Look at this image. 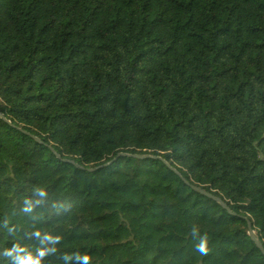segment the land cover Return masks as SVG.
<instances>
[{
  "label": "trees",
  "instance_id": "1",
  "mask_svg": "<svg viewBox=\"0 0 264 264\" xmlns=\"http://www.w3.org/2000/svg\"><path fill=\"white\" fill-rule=\"evenodd\" d=\"M0 114V264H264V0H0Z\"/></svg>",
  "mask_w": 264,
  "mask_h": 264
},
{
  "label": "water",
  "instance_id": "2",
  "mask_svg": "<svg viewBox=\"0 0 264 264\" xmlns=\"http://www.w3.org/2000/svg\"><path fill=\"white\" fill-rule=\"evenodd\" d=\"M0 119H2V120H4V117L0 114ZM8 124H10L9 122H7ZM32 137V136H31ZM32 139L36 142V143H39V144H41V142L37 139V138H35V137H32ZM52 151V150H51ZM54 155H55V157L58 159V160H60L61 162H63V163H68V164H72V165H74L76 168H78V169H80V170H85V171H87V172H96V171H98V170H100L101 168H104V167H107L108 165H110L111 163H108V164H106V165H104V166H102V167H96V168H93V169H84L83 167H81V166H78V165H75L72 161H68V160H62L61 158H60V156L59 155H57V154H55L54 153ZM123 157V156H125V157H130V158H134V159H154V160H160V161H162L171 171H173L180 179H181V181L187 186V187H189L192 191H194V192H196V193H198V194H200V195H202V196H204V197H206V198H208V199H210V200H212L213 202H215L216 204H218V205H220V207L224 210V211H226L227 212V214L229 215V216H233V217H235L236 216V214L235 213H233V212H231V210L229 209V207L226 205V204H224V202L221 200V199H219V198H217V197H215V196H213V195H211V194H209V193H207L206 191H204V190H202V189H200V188H197V187H195V186H192V185H190L184 178H182L181 176H180V174L179 173H177L173 168H171L167 163H165L163 160H161L160 158H158V157H150V156H137V155H126V154H119L117 157ZM242 219H244L245 221H246V226H247V235H248V237H249V239H250V241L252 242V243H254V245L256 246V248L260 251V253H261V255L263 256V258H264V248H263V246H262V244H261V242L259 241V239L257 238V236H256V234L254 233V231H253V229H252V225H251V223L246 219V218H243L242 217Z\"/></svg>",
  "mask_w": 264,
  "mask_h": 264
},
{
  "label": "clouds",
  "instance_id": "3",
  "mask_svg": "<svg viewBox=\"0 0 264 264\" xmlns=\"http://www.w3.org/2000/svg\"><path fill=\"white\" fill-rule=\"evenodd\" d=\"M200 250H201L202 252L205 250L203 244L200 245Z\"/></svg>",
  "mask_w": 264,
  "mask_h": 264
}]
</instances>
